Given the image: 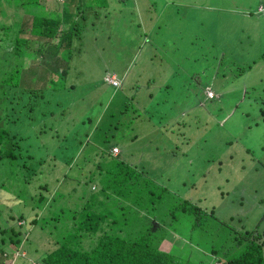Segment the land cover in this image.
<instances>
[{
  "label": "rangeland",
  "instance_id": "obj_1",
  "mask_svg": "<svg viewBox=\"0 0 264 264\" xmlns=\"http://www.w3.org/2000/svg\"><path fill=\"white\" fill-rule=\"evenodd\" d=\"M41 2L47 8L54 4V0ZM124 4L128 8L119 11L117 6ZM59 5L60 2L58 8ZM107 6L110 11L104 23L106 27L111 24V29L90 34L91 44H81L82 55L74 54L70 61L78 60L86 73L85 64L96 56L99 61L95 62L101 63L96 71L105 66L117 78L122 75L121 86L96 82L89 88L95 87V93L90 91L80 97L83 88L78 84L55 89L46 106L42 100L34 99L32 121L18 128L21 133H31L25 144L24 139L19 141L26 165L32 164V159L24 157L28 150L36 161L42 159L44 166L56 168L49 161L52 157L68 161V173L60 178L57 189L65 199L73 201L71 196L77 195L80 188L89 190L92 184L96 188L100 185L106 168L102 159L118 166L116 157H104L100 152L92 155L97 146L104 145L99 131L107 132L105 138L118 146L122 157L131 150L136 156L144 155L136 161L145 162L144 168L157 181L174 190L188 187V194L201 197L200 203L213 207L215 216L231 228H255L264 237V217L259 218L264 212V120L258 104L237 95L244 92L245 84L264 81V0H125L122 4L108 0ZM6 11L9 14L5 19L0 16L4 24L17 20L22 13L21 8L10 5ZM146 11L159 14L153 28L152 20L141 18ZM97 17L103 20V13ZM198 31L206 37L202 41H198ZM23 33L28 36L26 30ZM215 49L224 55H217L219 71L212 82L223 85L211 89L218 99H208V87L203 89V85L210 87V80L202 79L196 86L190 74L191 70L201 69L195 52L216 54ZM11 57L8 64L15 59ZM44 58L49 60L50 56L45 53ZM34 64L21 66L22 85L26 82L24 74L34 71ZM239 64L247 66L237 73ZM149 79H153L151 85L144 82ZM65 80L73 82L70 76ZM21 101L29 99L23 95ZM87 113L90 121H85ZM164 122L171 127L158 134ZM4 123L13 127L8 121ZM36 125L46 130L37 135ZM97 162L100 167H96ZM18 165L15 159L0 162V174L8 173L0 186L2 221L9 211L24 215L34 211L13 202V193L5 191L9 188L7 180H22L24 175L19 173L22 168ZM42 173L32 175L28 182L21 181L20 187L41 181ZM182 181L185 184H180ZM40 212L49 216L45 210ZM49 220L41 217L36 221L17 248L8 245L15 250L9 264H43L41 255L55 247L71 227L62 218L53 220L54 224ZM19 221L22 220L16 222ZM80 241L87 247L85 237Z\"/></svg>",
  "mask_w": 264,
  "mask_h": 264
},
{
  "label": "trees",
  "instance_id": "obj_2",
  "mask_svg": "<svg viewBox=\"0 0 264 264\" xmlns=\"http://www.w3.org/2000/svg\"><path fill=\"white\" fill-rule=\"evenodd\" d=\"M41 1L0 0V16L4 19L5 14H9L6 11L8 5L22 10L21 16L8 24H4L0 17V162L15 159L22 168L19 171L24 175L22 180H7L9 188L5 191L13 193V202L34 210L30 215L9 211L6 216L9 220L0 219V264H9L10 258H15V250L8 245L17 248L22 239H27L30 227L35 226L41 217L52 222L62 218L71 224L56 241V246L41 255L43 264H264L263 233L255 228H231L228 222L215 216L213 207L200 203L201 197L194 198L188 194L185 190L188 187L174 190L163 181H157L144 168L145 162L136 161L144 155L136 156L131 150L122 157L118 146L105 138L107 132L99 131L104 145L97 146L92 155L100 152L99 155L104 157H116L118 166L104 163L105 159H102L100 162L106 168L100 185L96 188L92 184L89 190L85 186L80 188L77 195L71 196L73 201L65 199L57 189L60 178L68 173V161L62 163L52 157L49 161L56 168L44 166L42 159L36 161L32 154L27 153L28 150L24 151V157L32 159V164L26 165L20 154L19 141L24 139L25 144L31 133H21L18 128L21 123L29 125L32 121L34 99L42 100L46 106L55 89L78 84L83 88L80 97L95 93V87L92 88L94 90L89 88L96 82H106L113 87L122 84V75L117 78L116 73L107 71L105 66L96 71L101 66V63L95 62L99 61L96 56L85 64L86 73L78 66V60L70 61L74 54L81 52V44H91L90 34L111 29V24L106 27L104 23L107 11H110L108 0H54L52 8H47ZM117 1L125 3V0ZM117 7L121 12H124V7L128 8L125 4ZM100 13H103V20L97 17ZM157 15L146 11L141 18L143 21L147 18L152 20L150 27L153 28ZM170 24L173 25L172 22ZM25 30L28 36L23 33ZM197 36L198 41L206 38L199 31ZM96 40L97 37L93 41ZM45 53L50 56L49 60L44 58ZM195 54L201 69L191 70L192 84L197 86L202 79H209L211 86L203 85V89L208 87L211 91L213 87L222 86L212 82V79L217 78L219 71L217 55H224L223 52L218 49L216 54H209L207 50H200ZM11 55L15 59L8 64ZM33 64L34 71L24 74L26 82L22 85L21 66L32 67ZM246 66L237 65V73ZM220 67L224 70L223 66ZM111 75L117 83L107 80ZM68 76L72 83L65 80ZM144 82L151 85L153 79ZM244 87V92L237 95L258 104L260 118L264 120V81L245 84ZM254 89L258 92L252 91ZM23 95L29 99L28 102L21 101ZM214 97L218 99L219 95L212 92L208 99ZM124 110L127 108L124 107ZM85 119L91 120L88 113ZM6 121L13 127L8 128L4 123ZM36 126L37 135L46 130L45 126ZM169 127V124L162 123L158 134ZM94 136L95 133L92 134ZM112 144L117 147L115 153L109 152ZM100 165L97 162L96 167ZM36 173H42L41 181L20 187L21 181L26 182ZM7 174L6 171L0 174V186L4 185ZM180 184L185 183L182 181ZM41 210L49 216L42 215ZM262 217L264 212L259 218ZM20 219L22 221L16 222ZM84 237L88 240L87 247L80 241Z\"/></svg>",
  "mask_w": 264,
  "mask_h": 264
},
{
  "label": "built area",
  "instance_id": "obj_3",
  "mask_svg": "<svg viewBox=\"0 0 264 264\" xmlns=\"http://www.w3.org/2000/svg\"><path fill=\"white\" fill-rule=\"evenodd\" d=\"M107 80H109L111 83H117L116 82V80L113 78V76L111 75V76H108L107 77ZM206 94L208 95V96H211L212 95V92L210 91V90H206ZM117 148L116 147H113V150L115 151ZM213 264H220V262H214Z\"/></svg>",
  "mask_w": 264,
  "mask_h": 264
},
{
  "label": "clouds",
  "instance_id": "obj_4",
  "mask_svg": "<svg viewBox=\"0 0 264 264\" xmlns=\"http://www.w3.org/2000/svg\"><path fill=\"white\" fill-rule=\"evenodd\" d=\"M207 90V89H206ZM206 90H205V93H206ZM211 97V96H210ZM209 98V97H208ZM113 147H116L115 145L111 146L110 149H109V152L111 153H115L117 151V149L115 151L112 150ZM117 148V147H116ZM31 264H35V262H32Z\"/></svg>",
  "mask_w": 264,
  "mask_h": 264
}]
</instances>
